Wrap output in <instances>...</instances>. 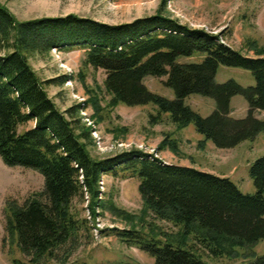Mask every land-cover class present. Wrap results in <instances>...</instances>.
Instances as JSON below:
<instances>
[{"label": "trees", "instance_id": "obj_1", "mask_svg": "<svg viewBox=\"0 0 264 264\" xmlns=\"http://www.w3.org/2000/svg\"><path fill=\"white\" fill-rule=\"evenodd\" d=\"M165 8L162 0L154 15L107 24L73 14L18 21L0 4V160L6 167L32 169L43 178V189L33 197L22 203L5 201L8 242L27 259H14L12 264H83L71 261L86 229L72 203L85 195L92 211L100 206L128 223V228L109 233L125 246L148 254L153 264H207L199 251L236 259L239 250L264 239V155L249 166L255 187L250 195L223 175L159 159L156 154L166 149L177 153L169 134L155 154L138 149L101 159L89 154L90 128L81 122L79 111L90 107L92 118L101 116L105 108L101 92L109 97L106 107L110 109L153 105L150 125L159 124L162 115L177 130L192 125L203 137L197 144L200 150L208 142L216 149H231L264 133V120L253 117L255 110H264V46L249 42L253 56H248L224 43L220 34L165 15ZM52 50L83 53L78 76L88 99L63 112L48 97L45 85L62 86L70 77L44 82L29 64L30 58ZM192 56L195 61H179ZM218 66L251 72L254 85L242 87L233 80L216 83ZM88 69L103 72L102 88L86 84ZM145 77H164L162 84L174 98L150 92L142 83ZM194 94L215 101L216 109L208 117L184 104ZM238 95L248 106L242 119L229 116L230 100ZM106 175L139 178L140 217L98 200L99 182ZM157 221L171 229L164 230ZM250 254L249 264H264V254Z\"/></svg>", "mask_w": 264, "mask_h": 264}, {"label": "rangeland", "instance_id": "obj_2", "mask_svg": "<svg viewBox=\"0 0 264 264\" xmlns=\"http://www.w3.org/2000/svg\"><path fill=\"white\" fill-rule=\"evenodd\" d=\"M162 0H0L18 21L42 17H59L69 14L91 18L107 24H121L136 18L154 15ZM164 14L192 28L222 35L224 43L248 56V43L264 46V0H166ZM82 51L62 52L52 50L43 57H32L29 64L41 81H49L63 75L70 78L62 86L45 85L48 97L60 111L83 104L88 99L87 93L79 80ZM180 62L195 61L192 57H180ZM85 82L90 88H102V71L85 70ZM162 78L145 77L143 85L152 93L167 99H173L171 89L163 86ZM233 80L242 87L254 85L251 72L232 67L218 66L215 81L218 84ZM101 107H105L101 116L92 118L93 110L88 107L79 111L81 122L90 128L92 144L88 147L94 159L105 158L122 151L138 149L155 154L159 142L165 134L175 139L176 154L166 149L156 154L163 162L190 166L198 170L228 177L243 194H254L255 187L249 178V166L264 155V133L254 140L244 141L231 149H216L210 142L204 150L197 146L203 137L197 134L192 125L182 130L162 115L159 124L150 125L148 114L155 113L151 104L127 107L119 105L114 109L106 107L109 97L102 92L99 95ZM184 104L201 117H208L215 109L212 98L190 95ZM229 116L234 119L245 118L248 106L241 96H234L229 104ZM253 117L264 120V110H255ZM101 120H100V119ZM100 120V121H98ZM125 127L126 132L116 129ZM99 184L100 202L139 216L142 200L138 192L139 178L120 179L112 175L102 177ZM43 189L42 176L32 169L6 167L0 160V264H12V260L27 261L14 244L8 242L5 232V201L12 199L22 203ZM107 205L105 207H107ZM73 209L79 219L86 223V229L80 237V246L71 261L83 264H153L154 259L140 250L127 247L116 236L109 233L112 229L128 228L125 220L117 218L110 210L95 206L90 208L89 198L74 200ZM140 217V216H139ZM149 220V219H148ZM150 221H153L152 219ZM139 228L141 222L134 220ZM164 230L170 225L156 222ZM141 226V227H140ZM85 228V227H84ZM241 256L236 259L214 258L205 252L199 255L207 264H249L251 254H264V239L251 248L239 250ZM246 255V256H244ZM250 255V256H248ZM248 257V258H247Z\"/></svg>", "mask_w": 264, "mask_h": 264}, {"label": "built area", "instance_id": "obj_3", "mask_svg": "<svg viewBox=\"0 0 264 264\" xmlns=\"http://www.w3.org/2000/svg\"><path fill=\"white\" fill-rule=\"evenodd\" d=\"M99 184L102 186V184H103V182H102V178H101V180H100Z\"/></svg>", "mask_w": 264, "mask_h": 264}]
</instances>
